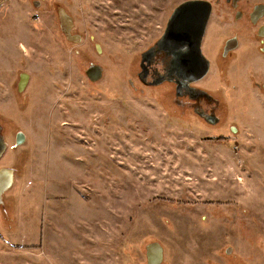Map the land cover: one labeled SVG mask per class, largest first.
<instances>
[{"label":"rangeland","instance_id":"rangeland-1","mask_svg":"<svg viewBox=\"0 0 264 264\" xmlns=\"http://www.w3.org/2000/svg\"><path fill=\"white\" fill-rule=\"evenodd\" d=\"M183 1L5 0L0 168H13L14 182L0 204V264H146L152 242L162 264H264V54L255 32L264 17L247 18L264 0L212 7L200 46L210 67L194 87L218 104L216 123L177 107L169 84L136 78L140 54ZM58 8L79 44L63 37ZM230 38L237 49L222 58ZM91 64L102 68L96 83L84 74Z\"/></svg>","mask_w":264,"mask_h":264},{"label":"water","instance_id":"water-1","mask_svg":"<svg viewBox=\"0 0 264 264\" xmlns=\"http://www.w3.org/2000/svg\"><path fill=\"white\" fill-rule=\"evenodd\" d=\"M238 1L225 0L226 3L231 4L232 9H236ZM218 2L219 0H215L213 3L208 0H187L180 2L167 18L165 28L161 34L162 36L154 44V47L159 51L170 55V71L176 73L180 79L186 81V84L195 83L203 79L209 71L210 62L202 54L200 46L212 7ZM37 4V1L32 3L33 7H36ZM263 12V5H255L250 15L252 22L254 23ZM239 16L240 11L236 10L233 18L236 20ZM57 21L63 37L69 42L79 44L81 37L72 33L74 23L71 16L63 9L58 8ZM258 35L264 36L260 32ZM236 48V38L227 39L223 44L222 57ZM146 53L141 54L142 61ZM84 74L90 82L96 83L101 78L102 68L97 64H91L84 71ZM24 140V135L21 132H17L15 135V145H21ZM5 150L6 142L3 139L2 127L0 125V158L3 156ZM13 177V168H0V204L3 201L2 195L13 185ZM144 249L146 264H162L163 249L158 242L148 243L144 246ZM230 251L231 249L228 247L226 254L230 253Z\"/></svg>","mask_w":264,"mask_h":264},{"label":"flooded vegetation","instance_id":"flooded-vegetation-1","mask_svg":"<svg viewBox=\"0 0 264 264\" xmlns=\"http://www.w3.org/2000/svg\"><path fill=\"white\" fill-rule=\"evenodd\" d=\"M261 5L264 6V4H261ZM254 6L250 10V13L248 14L247 18L250 24L256 25L257 22L264 17V12L253 23L250 18V15L253 11ZM240 15H241V12H240ZM258 31L261 33V35H264V23L259 24L255 31L257 37L260 39L259 41L260 52L264 54V36H259ZM233 51H229L225 56L230 55V53ZM144 52H147V53L144 56L143 61L141 60L142 53L140 54V60H139L140 70L138 71L136 75L137 80L141 84H143L144 86H153V85L159 86L162 84H166V85L169 84L174 91L173 101L177 107H180V108L183 107L184 109H188L192 111L194 114L198 115L201 119H203L204 121L208 123L217 122V119H215L213 115V111L217 107L218 104L205 91H202L194 87L196 82L191 83V84H186V81H184L183 79H180V77H178L176 73L170 71V63H169L171 60L170 55H167L164 52L159 51L156 47H154V44ZM222 52H223V49H222ZM221 57H222V54H221ZM25 77H26V74H20L19 78L21 82H20V85L18 86V90H20L21 87H23V84L25 82L24 81ZM16 133L14 134V138H15Z\"/></svg>","mask_w":264,"mask_h":264},{"label":"crops","instance_id":"crops-1","mask_svg":"<svg viewBox=\"0 0 264 264\" xmlns=\"http://www.w3.org/2000/svg\"><path fill=\"white\" fill-rule=\"evenodd\" d=\"M4 3H5V0H3V1L0 3V9L3 7Z\"/></svg>","mask_w":264,"mask_h":264}]
</instances>
